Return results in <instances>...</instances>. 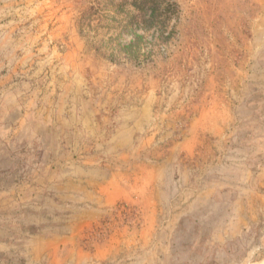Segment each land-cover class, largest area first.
<instances>
[{
    "label": "rangeland",
    "instance_id": "obj_1",
    "mask_svg": "<svg viewBox=\"0 0 264 264\" xmlns=\"http://www.w3.org/2000/svg\"><path fill=\"white\" fill-rule=\"evenodd\" d=\"M168 2L0 0V264H264V0Z\"/></svg>",
    "mask_w": 264,
    "mask_h": 264
},
{
    "label": "trees",
    "instance_id": "obj_2",
    "mask_svg": "<svg viewBox=\"0 0 264 264\" xmlns=\"http://www.w3.org/2000/svg\"><path fill=\"white\" fill-rule=\"evenodd\" d=\"M94 1L97 6L93 8L92 16L95 15L99 19L103 16H110L118 23L117 27H122L116 39L113 37L114 35L106 36L108 37L107 41L101 39V46L111 51L112 55L122 53L130 59H133L136 53L143 55V50L148 51V57L152 56L156 49L166 44L168 41V37L165 35L168 15L173 16L178 12L174 4L168 0ZM88 27L91 28L90 25ZM123 32L132 33L133 40L127 46L122 47L117 42V38L119 39ZM148 45L150 49L146 50Z\"/></svg>",
    "mask_w": 264,
    "mask_h": 264
}]
</instances>
